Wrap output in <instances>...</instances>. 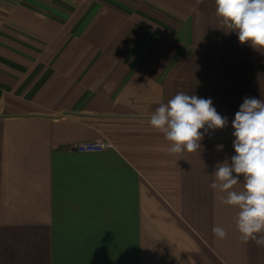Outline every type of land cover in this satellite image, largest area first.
<instances>
[{
    "label": "crops",
    "instance_id": "obj_1",
    "mask_svg": "<svg viewBox=\"0 0 264 264\" xmlns=\"http://www.w3.org/2000/svg\"><path fill=\"white\" fill-rule=\"evenodd\" d=\"M215 9L0 0V264H264L210 188L244 98L264 100V52ZM180 91L228 119L182 156L149 124ZM87 142L108 147L74 150Z\"/></svg>",
    "mask_w": 264,
    "mask_h": 264
},
{
    "label": "clouds",
    "instance_id": "obj_2",
    "mask_svg": "<svg viewBox=\"0 0 264 264\" xmlns=\"http://www.w3.org/2000/svg\"><path fill=\"white\" fill-rule=\"evenodd\" d=\"M203 3V0H198ZM215 13L226 34L235 32L241 44L264 52V0H215ZM149 124L169 142L167 152L182 156L202 149L201 141L210 130L228 126L211 99L177 92L150 115ZM235 155L216 165L213 192L219 202L239 208L236 226L244 243L264 248V100L245 97L231 122ZM222 150L223 145L217 146ZM243 176V189L235 190ZM217 239L227 231L214 226Z\"/></svg>",
    "mask_w": 264,
    "mask_h": 264
},
{
    "label": "built area",
    "instance_id": "obj_3",
    "mask_svg": "<svg viewBox=\"0 0 264 264\" xmlns=\"http://www.w3.org/2000/svg\"><path fill=\"white\" fill-rule=\"evenodd\" d=\"M108 147L106 142H87L80 143L74 146V150L77 152H98Z\"/></svg>",
    "mask_w": 264,
    "mask_h": 264
}]
</instances>
